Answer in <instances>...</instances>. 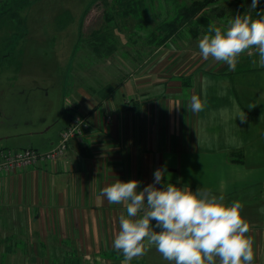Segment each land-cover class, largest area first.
<instances>
[{
	"label": "crops",
	"instance_id": "obj_1",
	"mask_svg": "<svg viewBox=\"0 0 264 264\" xmlns=\"http://www.w3.org/2000/svg\"><path fill=\"white\" fill-rule=\"evenodd\" d=\"M122 42L70 84L71 106L53 134L47 122L21 123L0 110L2 147L51 149L72 109L94 127L90 142L73 139L62 159L0 175V264H122L112 241L126 206L109 204L101 190L117 179L143 190L157 169L165 170L157 188L172 183L241 202L253 264H264V68L250 61L230 71L165 44L132 43L128 60L118 54ZM193 95L207 101L199 113L188 110ZM130 264L170 262L152 246Z\"/></svg>",
	"mask_w": 264,
	"mask_h": 264
},
{
	"label": "rangeland",
	"instance_id": "obj_2",
	"mask_svg": "<svg viewBox=\"0 0 264 264\" xmlns=\"http://www.w3.org/2000/svg\"><path fill=\"white\" fill-rule=\"evenodd\" d=\"M105 1H108L107 5ZM147 1L152 2L147 16L130 25V29L122 28L127 25L121 24L123 20L119 18L118 6L113 4V0H99L91 7L93 0H29L27 5L19 8L23 14L22 21L6 14L0 16L2 113L13 116L21 123L28 120L41 126L47 122L44 129L49 127L47 134H53L65 120L71 106L70 84L77 79L85 80L81 71L86 69L91 72L88 67L93 66L92 61L96 60L88 46L89 38L96 40L91 34L100 30L99 35L108 37L110 41L123 40L118 54L122 57L128 55V60H132L129 49L132 43L146 44L151 48L164 45L157 46L156 42L161 36L160 32L155 35V31L159 24L174 16L172 6L164 4L165 0ZM159 1H163L161 9ZM251 3L252 0H218L217 4L226 10L225 16L216 19V26L226 29L228 22L238 14L252 16ZM258 8L264 10L262 0ZM106 28L108 33L103 35ZM186 30V34L176 33L169 38L165 42L166 48L182 53L190 47L195 51L192 55L199 53L200 56L198 39L205 34L204 31L200 29L197 33ZM137 34L141 37H137ZM253 60H259L255 48L239 57L238 68H245V65L251 67L247 63ZM253 67L260 66L253 64ZM14 103H17V112L12 111L11 104Z\"/></svg>",
	"mask_w": 264,
	"mask_h": 264
},
{
	"label": "clouds",
	"instance_id": "obj_3",
	"mask_svg": "<svg viewBox=\"0 0 264 264\" xmlns=\"http://www.w3.org/2000/svg\"><path fill=\"white\" fill-rule=\"evenodd\" d=\"M259 2L252 0L250 8L256 10ZM198 48L203 60L211 58L226 64L230 71L235 70L242 54L255 48L259 60L252 63L264 68V16L254 19L238 14L226 29L210 25L198 39ZM206 105V99L193 95L188 110L199 113ZM236 113V118L246 120L245 112L238 106ZM164 171L157 169L154 182L143 190H138L140 181L134 179H117L101 190L109 204L126 206L112 241V247L124 257L122 264H130L152 246L170 264H253L255 256L252 241L246 235L249 224L242 216L243 204H225L223 196L201 188L193 192L172 183L157 188L155 185L164 179ZM260 211L264 213V208Z\"/></svg>",
	"mask_w": 264,
	"mask_h": 264
},
{
	"label": "trees",
	"instance_id": "obj_4",
	"mask_svg": "<svg viewBox=\"0 0 264 264\" xmlns=\"http://www.w3.org/2000/svg\"><path fill=\"white\" fill-rule=\"evenodd\" d=\"M98 1L94 0L90 7ZM262 1L264 2V0ZM28 2L29 0H0V16L6 14L10 17H15L18 13H22L19 8L27 5ZM217 2L218 0H165L164 4L172 6L171 10L174 12V16L157 26L158 29H156L155 35L160 32L161 36L156 42L157 46L165 44L176 33L186 34V29L197 33L202 29L206 33L210 25L216 26V19L225 16L226 10L224 6L218 5ZM105 4L107 5L108 1H105ZM113 4L118 6L119 18L123 20L120 21L121 24L126 23L127 25L122 27L124 29H130V25L137 20L144 19L147 16L148 8L152 6V2L147 0H113ZM162 7L163 1H159V8L161 9ZM258 9L253 10L252 17L254 19L264 16V13L258 15L257 12H262L263 10L261 8ZM87 11H85V16ZM98 31L101 32L100 30ZM98 31L90 35L93 38L96 37L95 41H91L90 38L88 40V46L91 48L90 51H92L91 54L96 60L110 56L118 44L117 40L110 41L108 37L100 36ZM102 33L106 35L108 28ZM111 91L112 88L110 87L104 88L105 95L110 94Z\"/></svg>",
	"mask_w": 264,
	"mask_h": 264
},
{
	"label": "built area",
	"instance_id": "obj_5",
	"mask_svg": "<svg viewBox=\"0 0 264 264\" xmlns=\"http://www.w3.org/2000/svg\"><path fill=\"white\" fill-rule=\"evenodd\" d=\"M70 120L59 133L58 142L49 150L39 151L33 147H2L0 146V175L13 173L22 168L36 167L62 159L73 139L80 142L89 141L94 131L87 115L69 110ZM106 120L110 115H105ZM90 142V141H89Z\"/></svg>",
	"mask_w": 264,
	"mask_h": 264
}]
</instances>
